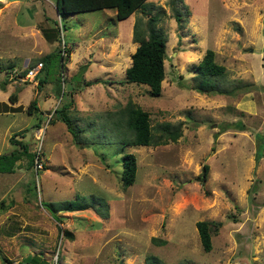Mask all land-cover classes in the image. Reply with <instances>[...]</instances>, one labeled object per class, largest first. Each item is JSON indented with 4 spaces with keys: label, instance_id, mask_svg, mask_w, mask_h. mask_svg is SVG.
I'll list each match as a JSON object with an SVG mask.
<instances>
[{
    "label": "rangeland",
    "instance_id": "1",
    "mask_svg": "<svg viewBox=\"0 0 264 264\" xmlns=\"http://www.w3.org/2000/svg\"><path fill=\"white\" fill-rule=\"evenodd\" d=\"M54 3L0 0V154L16 147L9 138L24 129L21 140L42 163L34 171L21 154L13 172H0V264L29 255L48 264L81 257L92 264H264V148L255 160L256 135L264 138V0H145L122 20L112 9L58 17ZM149 16L166 39L157 96L124 77L136 46L132 24ZM52 26L48 42L40 30ZM59 48L61 72L57 58L39 67L41 85L8 80V65L22 74ZM206 49L225 68L215 80L223 94L191 88ZM127 102L148 113L153 136L165 122L180 136L163 145L123 144ZM35 124L44 127L41 139ZM124 153L136 161L125 188ZM67 201L87 207L66 212ZM198 220L219 222L207 252Z\"/></svg>",
    "mask_w": 264,
    "mask_h": 264
},
{
    "label": "trees",
    "instance_id": "2",
    "mask_svg": "<svg viewBox=\"0 0 264 264\" xmlns=\"http://www.w3.org/2000/svg\"><path fill=\"white\" fill-rule=\"evenodd\" d=\"M145 0H55L54 9L58 17H65L67 15L75 14L78 12H88L93 10L112 9L114 11V18L122 20L128 17L134 10H136ZM176 20H179L178 10L173 8ZM156 19L153 16H149L143 26L140 25L138 20H135L132 24L131 40L136 43L133 52L130 54V63L124 69V77L126 82L135 84H145L148 87V94L151 96H157L160 93L161 82L164 77V60L166 59L164 35L159 31L155 22ZM59 29V28H58ZM41 35L48 42H52L54 37L53 26L50 28H41ZM263 35H264V23H263ZM63 48L54 49L41 57V66H45L50 60L57 58L59 62V68L63 67L64 55L62 54ZM66 54L68 49L65 50ZM66 57V56H65ZM261 64L264 67V54L261 56ZM43 66V67H44ZM9 69L13 68V64L8 65ZM83 66H80L82 69ZM83 70V69H82ZM79 71V70H78ZM84 71V70H83ZM193 76L191 77V88L201 94L215 95L223 94L225 91L221 90L216 84V78L223 76L225 68L223 65L214 61V52L211 49H206L202 54L200 60L193 68ZM35 78L38 80L37 76ZM88 83V82H86ZM42 84V80L39 79L37 86ZM15 95L8 96L9 101H14ZM36 108L35 100L32 99L26 111L31 114L30 108ZM13 109L18 110L20 106H16ZM123 112L125 114L124 123L130 134L123 139L122 143L125 145H163L170 142H174L180 136V129L172 126L170 123L165 122L158 127L154 128L159 132L155 137L152 134V127L149 124L148 113L142 110L140 107L133 105L131 102H127L124 106ZM61 121L70 129L73 136L76 133L71 130L70 122L68 118L63 115ZM39 127L38 124H35ZM24 129L19 130L9 138L10 144L16 146L12 148L8 153L0 154V172L11 173L14 170L15 162L18 160L21 154H25L28 158V163L33 164L34 157L37 155L35 151L28 152L27 142L21 140L24 134ZM19 136L20 139L15 137ZM216 136V135H214ZM257 145V151L255 154V160H258L261 151L264 148V138H260ZM215 138V137H214ZM207 165L202 166L198 178H204L207 174ZM136 161L135 156L132 153H124L121 156V186L127 187L131 185L135 180ZM2 201L0 202V206ZM87 207V204L67 201L62 204L63 211L71 212L73 210H82ZM53 209V208H52ZM55 211V209H53ZM56 216V215H55ZM59 218H56V220ZM219 222L211 220H198L195 222V228L198 234L200 245L204 252H207L211 248V235L216 232V226ZM70 237L69 233H66ZM151 241H156L155 238H151ZM161 243V241H158ZM57 254V253H56ZM3 261H6L2 257ZM93 258H80L78 264H92ZM19 264H48L45 260H42L39 255L26 256Z\"/></svg>",
    "mask_w": 264,
    "mask_h": 264
},
{
    "label": "built area",
    "instance_id": "3",
    "mask_svg": "<svg viewBox=\"0 0 264 264\" xmlns=\"http://www.w3.org/2000/svg\"><path fill=\"white\" fill-rule=\"evenodd\" d=\"M39 67H41V63L38 62L34 67L27 68L22 74L19 73V71L14 67L11 69V73L8 74V80L15 79L18 80L19 82H26V81H31L33 78H35V75L39 71ZM44 127H38L37 130H35V138L36 139H41V134L43 132ZM37 153V152H36ZM33 168L34 171L40 170L42 168V163L39 160V154L34 157L33 160Z\"/></svg>",
    "mask_w": 264,
    "mask_h": 264
},
{
    "label": "crops",
    "instance_id": "4",
    "mask_svg": "<svg viewBox=\"0 0 264 264\" xmlns=\"http://www.w3.org/2000/svg\"><path fill=\"white\" fill-rule=\"evenodd\" d=\"M72 15H73V14H72ZM112 15H113V14H112ZM43 28H44V27H43ZM134 48H135V47H134ZM133 50H134V49H133ZM132 52H133V51H132ZM132 52H131V53H132ZM25 64H26V62H24V65H25Z\"/></svg>",
    "mask_w": 264,
    "mask_h": 264
}]
</instances>
